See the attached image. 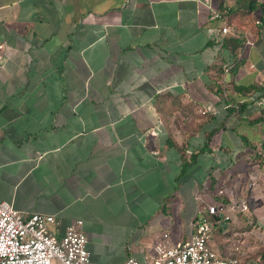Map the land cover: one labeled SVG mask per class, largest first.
Masks as SVG:
<instances>
[{"label":"crops","instance_id":"1","mask_svg":"<svg viewBox=\"0 0 264 264\" xmlns=\"http://www.w3.org/2000/svg\"><path fill=\"white\" fill-rule=\"evenodd\" d=\"M262 14L264 0H0V200L53 215L56 236L80 220L93 264L182 242L198 197L219 201L210 247L264 264Z\"/></svg>","mask_w":264,"mask_h":264},{"label":"built area","instance_id":"2","mask_svg":"<svg viewBox=\"0 0 264 264\" xmlns=\"http://www.w3.org/2000/svg\"><path fill=\"white\" fill-rule=\"evenodd\" d=\"M209 18L218 19L221 14L212 11ZM220 33H229V27L223 25ZM244 45L252 44L246 41ZM228 67L224 65L223 71ZM259 84L264 87V74ZM260 103H264V96L260 97ZM198 201L203 206L193 216L191 233L186 240L171 244L166 240V233H162L143 260L129 256L117 264H243L238 247L231 251L234 253L219 256L209 244L214 224L229 218L225 205L219 201L204 203L199 197ZM244 209L241 206V210ZM55 224L51 214L23 215L7 201L0 200V264H93L85 246L81 221L70 223L58 236L50 230Z\"/></svg>","mask_w":264,"mask_h":264},{"label":"trees","instance_id":"3","mask_svg":"<svg viewBox=\"0 0 264 264\" xmlns=\"http://www.w3.org/2000/svg\"><path fill=\"white\" fill-rule=\"evenodd\" d=\"M252 8H254V5H250L249 7H248V10H252Z\"/></svg>","mask_w":264,"mask_h":264}]
</instances>
